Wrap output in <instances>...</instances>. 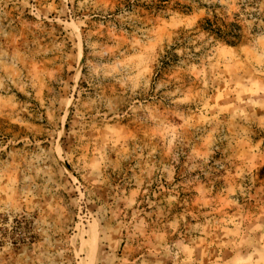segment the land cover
Listing matches in <instances>:
<instances>
[{"label":"rangeland","instance_id":"obj_1","mask_svg":"<svg viewBox=\"0 0 264 264\" xmlns=\"http://www.w3.org/2000/svg\"><path fill=\"white\" fill-rule=\"evenodd\" d=\"M0 264H264V0H0Z\"/></svg>","mask_w":264,"mask_h":264},{"label":"trees","instance_id":"obj_2","mask_svg":"<svg viewBox=\"0 0 264 264\" xmlns=\"http://www.w3.org/2000/svg\"><path fill=\"white\" fill-rule=\"evenodd\" d=\"M209 25L211 26V24H209ZM228 34H229V33H228ZM168 58H169V57H168ZM168 58H167L166 60L163 61V64H164V65L169 64V61L172 60V59H168Z\"/></svg>","mask_w":264,"mask_h":264}]
</instances>
